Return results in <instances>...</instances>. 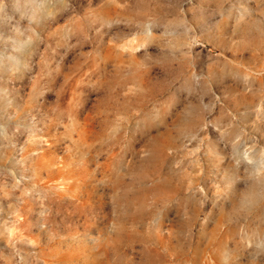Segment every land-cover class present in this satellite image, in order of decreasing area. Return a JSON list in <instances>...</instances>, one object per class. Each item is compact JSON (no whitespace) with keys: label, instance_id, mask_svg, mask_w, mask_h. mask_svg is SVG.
<instances>
[{"label":"rangeland","instance_id":"obj_1","mask_svg":"<svg viewBox=\"0 0 264 264\" xmlns=\"http://www.w3.org/2000/svg\"><path fill=\"white\" fill-rule=\"evenodd\" d=\"M0 264H264V0H0Z\"/></svg>","mask_w":264,"mask_h":264}]
</instances>
